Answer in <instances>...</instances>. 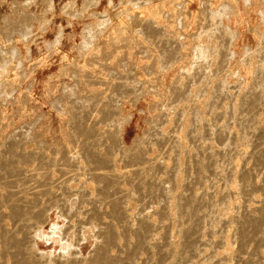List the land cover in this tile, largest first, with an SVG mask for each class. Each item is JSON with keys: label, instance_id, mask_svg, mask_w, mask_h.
Returning a JSON list of instances; mask_svg holds the SVG:
<instances>
[{"label": "rangeland", "instance_id": "1", "mask_svg": "<svg viewBox=\"0 0 264 264\" xmlns=\"http://www.w3.org/2000/svg\"><path fill=\"white\" fill-rule=\"evenodd\" d=\"M221 29H226V36H222ZM263 47L264 0H0V177L16 180L20 194L31 192L29 187L34 190L51 187L52 181L50 184L45 179L59 181L60 169L68 166L61 159L65 145L63 136L68 133L66 106L77 93L113 92L118 98L120 117L128 120L124 127L125 145L132 148L142 141H150L156 113L160 110L158 102L179 83L187 82L190 92L196 89L203 93L197 94V102L211 98L216 81L222 82L217 92L235 93L238 87L251 85L253 89L264 88L261 84L262 80L264 84V76L254 71L255 64L264 66L262 54L258 57ZM257 79L261 80L260 85L256 82L259 87L255 85ZM97 80L103 84H97ZM120 80L136 86L133 93L123 92L117 96L116 86ZM255 105L252 107L257 111L255 114L251 112L252 105L246 106L248 114L245 108L243 111V115L246 112L247 116H255L244 117L248 122H264V109H261L264 105ZM257 106H261L260 111ZM195 116H199L198 113H191L186 119ZM168 119L170 122L164 124L165 134L173 133L179 123L171 112ZM179 134L180 143L192 148L191 141L182 132L175 135ZM201 134L204 137L202 130ZM246 134L247 144L252 143V148L247 145L250 154L251 149L252 152L259 149L254 144L258 139ZM175 135L170 134L169 141ZM263 140L264 134L259 141ZM224 141V138L213 139L212 145L219 148V143ZM167 143L156 148L165 152L171 145ZM112 144L113 141L109 143ZM258 149L254 153H261ZM74 161L85 172L86 166L93 162L87 153ZM241 161L233 158L230 163H234L237 171L241 166L250 165L251 174L258 175L252 176L258 181L262 179V172L255 168L253 159L246 160L245 164ZM186 164L191 174L194 166ZM208 178L206 184L213 176ZM79 179L62 182L59 187L54 184L53 189L63 196L62 200L39 194L35 209L16 210V220L26 219L33 234L30 237L20 234L16 240V251H21L16 254V264H47L46 257L35 261L30 252L50 255L53 260L74 247L84 262L93 258L100 244L95 219L91 214L79 215V199L67 197L66 192L81 188L94 192L96 183L87 175H80ZM222 183L218 181L213 189L220 193L222 187H227ZM234 186L240 189L242 184L236 181ZM196 187L200 192L201 187ZM263 193L254 189V195L261 199H264ZM238 195L231 194L233 198L224 199L226 205L243 203V195L240 198L236 197ZM153 198L147 199L152 200L145 208L148 214L157 207V199ZM209 199L203 201L209 202ZM213 199L211 197L210 202ZM224 201L213 205L224 206ZM206 205L210 208L209 203ZM134 206L135 202L131 207ZM202 207L200 212L207 210ZM154 216L157 218L158 214ZM77 218L91 223L78 228ZM115 221L113 218L114 224ZM217 229L218 233L212 236L214 239L222 235ZM234 241L230 248L235 251L238 246ZM109 247H105L109 254L123 256V247L120 246V253L115 250L117 247ZM245 247L250 251L253 246L246 243Z\"/></svg>", "mask_w": 264, "mask_h": 264}, {"label": "bare ground", "instance_id": "2", "mask_svg": "<svg viewBox=\"0 0 264 264\" xmlns=\"http://www.w3.org/2000/svg\"><path fill=\"white\" fill-rule=\"evenodd\" d=\"M221 30L222 36H226V29ZM261 50L258 57L262 54L264 59V51ZM254 71L264 76L263 65L255 64ZM256 75L259 76L258 73ZM258 79L255 81L257 87L261 81ZM96 83L103 84L100 80ZM186 83H179L159 100L160 110L156 113L150 141H142L132 148L125 145L124 127L128 120L124 121L120 117L118 98L114 97L113 92L88 91L71 97L66 106L68 133L63 136L65 145L61 152V159L68 166L60 169L59 181L48 178L45 182L52 181L51 187L35 190L29 187L31 192L20 194L21 191L16 189V180L11 178L8 181L0 177V264H8L9 260L10 264H16V254L21 253L16 251L19 235L33 236L26 219L16 220V210L35 209L39 204V194L55 201L62 200L63 196L53 187L63 185L62 182L79 181L80 175H87L90 181L96 183L95 191L68 189L66 194L67 197L79 199V215L91 214L95 219L100 244L94 251L93 258L84 262L77 247H74L67 254L59 255L53 260H50V255L30 252L35 261L46 257L44 262L47 264H264V199L254 195V189L264 192V140L259 141L264 134V122H255L251 118L249 119L254 122L250 121V124L247 121L248 117L255 116L256 110L252 108L255 104L264 105V88L253 89L251 85L246 88L240 86L236 90L239 85L235 83V93L229 90L217 92L222 82L216 81L217 90H213L211 98L205 97L197 102V94H201L200 87L199 93L196 89L190 92ZM261 84L264 85L263 80ZM116 87L119 92L116 94L120 96L123 92L133 93L136 86L120 80ZM215 93H218L217 96ZM183 96L185 100L182 101ZM218 97L223 99L219 101ZM176 100L177 103L174 104ZM247 104L252 105L251 112L254 111V116H247ZM169 105L171 107H167ZM244 108L248 110L247 114L244 113L247 119L243 115ZM170 112L179 122H176L178 126L172 132L174 135L182 132L191 141L192 148L180 143L181 134L171 136L172 140L169 141L168 136L173 133H164V124L170 122ZM191 113H198L199 116L186 119ZM246 133L257 136L258 141L254 144L259 149L254 147L261 151L257 152L259 155L254 153V148L249 154L247 145L250 143L247 144V137L244 136ZM252 136L250 138H254ZM218 138H224L225 141L216 148L212 145V140ZM112 141L114 144L109 145ZM167 142L171 144L168 150L159 152L156 147L166 146ZM83 153H87L93 161L86 166V172L84 168H78L74 161ZM233 158L243 160L241 162L244 164L246 160L253 159V165H257L255 168L262 172V179L258 181L252 176L254 173L251 174L250 165L248 168L241 166L242 169L237 171L234 163H230ZM186 163L194 166L191 174ZM255 170L253 171L258 173ZM209 176H213V179ZM207 178L209 183L206 184ZM218 181H223L227 186L225 189L222 187L220 193L213 189ZM236 181L242 184L240 189L234 186ZM197 185L200 192L196 189ZM231 194L243 195V203L226 205L224 199H228ZM241 195L236 197L240 198ZM211 197L215 199L210 202ZM150 198L157 199V207L148 214L145 208L152 203V200L147 201ZM205 198H210L209 202H204ZM217 201L220 205L224 201L225 205L216 207L219 204H213ZM133 202L136 206L131 207ZM208 203L210 208L205 207ZM203 205L207 210L200 212ZM155 214H158L157 218ZM107 216L109 219L105 218ZM110 217L116 220L115 224ZM205 221L207 227L204 225ZM90 223V220L77 218L78 228ZM217 228L222 235L219 234L214 239L212 236L218 233ZM233 240L237 241L234 243L238 250H231ZM246 243L252 244L250 251L245 247ZM108 246L117 247L115 250L123 247V256L121 249V256L116 254L117 251L116 255L109 254L105 249Z\"/></svg>", "mask_w": 264, "mask_h": 264}]
</instances>
